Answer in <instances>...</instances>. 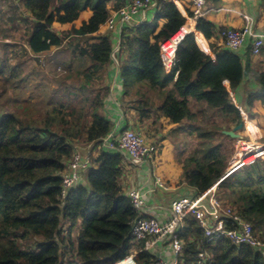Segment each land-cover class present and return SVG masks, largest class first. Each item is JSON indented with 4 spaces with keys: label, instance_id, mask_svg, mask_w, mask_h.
Wrapping results in <instances>:
<instances>
[{
    "label": "trees",
    "instance_id": "trees-1",
    "mask_svg": "<svg viewBox=\"0 0 264 264\" xmlns=\"http://www.w3.org/2000/svg\"><path fill=\"white\" fill-rule=\"evenodd\" d=\"M15 1L23 3L33 22L23 57H30L28 53L49 55L66 41L70 46L69 39L74 36L86 38V47L74 48L91 62V70L112 64L109 37L94 35L111 12L130 0ZM217 2L206 0L211 6ZM85 11L92 15L78 29L72 27L59 35L51 30L54 25L73 24ZM186 14L192 16L189 7ZM185 22L172 2L161 1L150 23L122 30L116 60L125 95L136 85L157 93L160 102L156 110L171 124L195 125L191 102L202 104L225 125L241 124L230 93H235L248 76L250 59L213 45L216 29L212 23L197 19L196 39L193 33L187 34L176 49L174 66L165 70L160 46ZM91 40L95 42L89 44ZM205 40L212 57L200 50L207 52ZM10 77L18 78L12 73ZM251 80L254 90L243 94L240 102L249 119L264 114V71L252 72ZM80 103L62 100L52 107L40 104L44 117L26 106L18 107L17 102L9 103V112L0 109V264H118L130 256L134 264L157 262L158 258L144 249V241L135 242L131 236L132 223L144 216L132 207L120 185L124 159L100 146L109 134L118 137L127 128L115 129L98 112L104 108L101 101L90 103L92 113L86 123L85 115L73 108ZM20 109L25 117H19ZM61 110H67L70 119ZM146 112L142 111L143 118L148 117ZM230 127L218 129L228 142L232 139L221 131ZM193 128L190 134L196 135L197 144L184 160L182 175V183L194 191L192 198L221 179L228 161L220 146L212 143L213 132ZM79 140L91 151L97 149L98 155L85 172L86 184L76 183L62 196V175ZM216 193L264 243V160L257 159L230 173L218 182ZM79 224L75 245L71 234ZM232 224L225 219L227 229L234 228ZM177 237L182 251L176 264H264V247L234 245L222 235L207 236L191 216L184 217ZM166 240L170 245V239ZM27 241H33V246L22 247Z\"/></svg>",
    "mask_w": 264,
    "mask_h": 264
},
{
    "label": "crops",
    "instance_id": "crops-1",
    "mask_svg": "<svg viewBox=\"0 0 264 264\" xmlns=\"http://www.w3.org/2000/svg\"><path fill=\"white\" fill-rule=\"evenodd\" d=\"M178 4H174L178 11L181 13V15L186 19L185 25L183 27L184 32L193 33L196 39V35L198 34L195 31V23L196 21H193L190 19V17L186 14V8L189 7L190 10V4L182 0L181 2H178ZM111 6V4H110ZM208 8L214 9L213 11L207 12V14L203 17L208 22L212 23L215 27V37L213 38V45L216 47H222L220 39L218 38V31L222 29H238L243 26V19L242 15H248L253 19V30L254 32L258 34H264V2L263 0H218L215 6L207 5ZM92 13L90 11H85L80 14L79 19L75 21L71 25H54L51 27V30L56 34H61L63 32H69L71 28L78 29L82 23L87 22L88 19L91 17ZM156 15V11L153 8H149L144 13L138 15L135 20H138V22H147L150 23L153 18ZM192 22V23H191ZM33 22L30 17V14L26 9L24 8V5L20 1L15 0H0V50L3 52H6L5 54V63L9 64V51H15L23 49L22 51L28 50L27 46V36L29 32L31 31ZM219 29V30H218ZM121 33L118 28H116L113 31H107L105 30L104 25H102L98 32L94 35L95 37H104L108 36L112 46H113V52L111 54V59H115V51L119 49V44L121 40ZM200 34V33H199ZM75 40L74 47L79 46L82 47V43L78 41V39L74 36H71ZM77 41V42H76ZM206 41V40H205ZM95 41L91 40L89 41V44L94 43ZM68 41L63 46H69L67 45ZM207 44V52L200 48L201 51H203L205 54L212 57V54L210 53L208 42ZM12 45V50L9 49V46ZM87 44H84L82 48L86 47ZM61 49V48H60ZM75 49V48H74ZM58 49H55L51 51L50 56L53 55L55 51ZM118 51V50H117ZM242 57L248 56L250 59L249 63V74L245 78L242 85L235 91V93H230L231 99L233 101V104L235 107H237L240 111L241 118H244V125H245V134H246V140L245 141H255L258 143H264L263 142V136H264V114L262 115H256L253 117V119H249L248 115L242 110L240 107V102L242 100L243 94H246V92L254 90V83L251 80L252 72L255 71H264V48L261 51V54L259 56H253L251 55L250 51V39L246 40L244 46L241 48L240 51H238ZM30 56V55H29ZM117 56V55H116ZM31 57V56H30ZM43 57V56H36ZM88 61V60H87ZM90 62V61H89ZM42 63V60H40V64ZM91 66V64H90ZM102 71L104 72L103 77V87L106 89L107 94L109 98L106 99L107 105L104 104V110L105 113L104 116L111 121L115 125V129L117 127L119 128H126L131 129L134 131L141 132L139 127L146 123L148 119H138L137 113L135 109H131L129 111H126L125 109V93L124 89L122 87L120 78H119V67L118 63L115 62L112 63L110 66L103 67L99 69L97 72ZM93 72L92 70L90 71ZM96 73V72H95ZM146 89V87H143ZM139 85H136L133 87L130 92L127 94H141L142 91ZM145 89L144 93L147 92ZM141 91V93H140ZM148 93V92H147ZM159 96H157V104L154 103L156 106H158L160 99H158ZM134 103L136 100H132ZM192 106V112L196 119L198 118V114L203 113L205 107L200 103L191 102ZM160 119L163 121L164 129H162V133L159 134L161 137L160 141V148L157 149L156 144H153V148L155 149L153 153V158L147 163H144L139 166H133L131 165L126 159H124L122 164V175L120 179V185L122 187V190L124 192V195H128V193L132 190H140L143 194V201H144V207L139 210L141 215L144 217H150L154 218L158 221L159 224L164 225L166 224L170 218V206L171 203L174 200H177L181 197H189L192 198L194 191L193 189H190L186 187L184 183H182V167L177 166L174 157V151L173 148L178 149V152L180 150V154L182 151V148L179 146H175V142L178 140L175 134V129L178 128V130H182L183 136H185V129L186 126H191V123L183 122L181 124H171L169 123L165 118H163L160 113L156 112ZM137 114V115H136ZM196 125V123L194 122ZM195 125H193L195 127ZM149 130V129H148ZM164 130H168L172 134V138L166 140L164 136ZM150 137L147 136L145 138L146 142L148 144H151L149 142L155 141L154 135H157L156 132H158L157 128L153 126L150 128ZM249 131L253 134H250ZM174 132V133H173ZM222 132V131H221ZM263 133V135H262ZM189 138L192 136L194 138L193 141H197L195 134H190L187 132ZM157 137V136H156ZM242 137V136H241ZM242 140V139H241ZM234 140L232 139L231 142ZM236 141V140H235ZM239 141V140H237ZM158 143V141L156 142ZM189 143V139H188ZM187 146V144H186ZM89 146H85L82 148L77 147L76 150L86 151V149ZM170 147V148H169ZM90 148V147H89ZM171 149V150H170ZM194 149V147H193ZM192 149V150H193ZM91 151V148H90ZM94 152V153H93ZM91 153L92 156H97L98 151L97 149L93 150ZM96 153V154H95ZM157 154V155H156ZM169 155V157H168ZM236 157V151L235 153L229 158L228 160L233 163L234 158ZM228 164L226 166H231L232 163ZM177 168V169H176ZM237 169L234 167H229V171L234 172ZM86 172V171H85ZM85 172H82L80 174V178L77 183H80V185L84 186L86 184L84 174ZM225 178V177H224ZM164 180V186L162 185L161 180ZM161 182V186H159L156 181ZM218 183H215L212 187L214 188V195L217 196L216 190H217ZM196 197H204V201L207 204L208 198L210 197V191L207 190L206 192L197 195ZM194 197V198H196ZM218 197V196H217ZM219 198V197H218ZM167 238H162L160 240H155L154 244L150 247V252L155 255L158 259L164 260L166 262H170L174 259L170 245L168 244Z\"/></svg>",
    "mask_w": 264,
    "mask_h": 264
},
{
    "label": "built area",
    "instance_id": "built-area-1",
    "mask_svg": "<svg viewBox=\"0 0 264 264\" xmlns=\"http://www.w3.org/2000/svg\"><path fill=\"white\" fill-rule=\"evenodd\" d=\"M161 1L178 4L177 1L181 2L182 0H130L118 11L110 13L104 24L105 30L113 31L118 28L122 31L123 29L147 24V22H138L135 18L149 8H153L156 11L158 2ZM185 1L190 4V11L192 13L190 19L193 21L203 18L207 12L214 10L208 8L206 0ZM242 19L243 26L241 28H227L218 31L217 34L221 45L227 51L235 53L241 50L247 39H250L251 55L259 56L264 48V34L254 32L253 19L250 16L243 14ZM183 27L160 46L162 64L166 71L171 70L174 66L176 49L183 38L189 33L184 32ZM238 142L242 146L235 157L234 163L230 167L238 169L242 165H249L257 159L264 158V143L251 140ZM100 146L102 149L120 154L123 159H126L133 166H139L152 160L155 151L153 146L146 142L141 132L130 129L123 131L118 137L113 133L109 134ZM247 156H252L254 160L245 163L244 159ZM91 158L92 154L89 147L86 151L75 149L62 175V196L78 182L80 174L88 170ZM237 162L239 164L234 166ZM156 183L163 187L159 180ZM208 190L210 191V197L207 204L204 201V197H181L174 200L170 206L171 218L164 225L159 224L157 220L150 217H141L132 223V239L135 242L144 241L145 250H149L155 240L162 238L170 239V248L174 259L170 262L157 259L155 264H176L177 257L182 251L181 242L177 237V230L182 228L183 219L186 216L193 217L207 236L222 235L234 245H248L257 249L264 247V243L254 236L251 225L233 211L231 206L215 196L213 187ZM127 197L135 210H141L144 207L143 194L140 190L130 191ZM225 219L230 220L235 227L227 229ZM200 257L203 258L202 255ZM126 260L118 264H123ZM128 261V264H134L132 258ZM194 264L201 263L198 261Z\"/></svg>",
    "mask_w": 264,
    "mask_h": 264
},
{
    "label": "rangeland",
    "instance_id": "rangeland-1",
    "mask_svg": "<svg viewBox=\"0 0 264 264\" xmlns=\"http://www.w3.org/2000/svg\"><path fill=\"white\" fill-rule=\"evenodd\" d=\"M75 40L73 37H70L69 42L70 46H63L61 49H58L53 55L50 56L46 55L43 57H38V59L35 61L32 58H37L35 55H31L28 53L31 57H23L25 56L23 54V49L15 50V51H9V64L5 63V54L6 52H3L0 50V109L5 112H9V103H15L17 102V106L21 107L26 106L29 108L31 113H34L35 115L39 114V116L44 117V109L40 108V104L45 105L49 104V107H52L56 103H59L62 100H66V102L70 101H76L81 102L80 104H77L75 107H73L77 113H81L85 115V122H90V115L92 113V110L90 109L91 104H97L98 102H102V104L107 105L106 99L109 98L107 94L106 89L103 87V77L104 72L99 71H91V62L84 60V57H80L78 54V50L74 49V43ZM86 38L78 39L79 43H82V47L85 44ZM77 42V41H76ZM81 47V48H82ZM12 48V45L9 46V49ZM12 50V49H11ZM118 50V49H117ZM115 51V59H111L112 63L115 64L117 62L116 55L118 51ZM113 52V50H112ZM5 53V54H4ZM23 55V56H22ZM40 60H42V63L40 64ZM118 63V62H117ZM92 65V64H91ZM11 68H13V72L10 71ZM96 72V73H95ZM16 75L18 78L11 79L10 74ZM145 89V88H143ZM141 89V94H127L125 97L124 102L125 103V110L127 111L129 108V111L131 109H135L138 119H148V121L144 124H142L139 129L141 131V134L143 137L147 138L152 136L150 135V128L155 126L158 130L157 135H154L155 141L149 142L151 145L156 144L157 149L160 148V141L161 137L159 134L162 133V129H164L163 121L158 116L157 112V106L154 104L157 101V93H154L150 89L146 88L145 90L148 92L144 93V90ZM96 99V102H95ZM132 100H136L134 103H132ZM9 101V102H8ZM157 104V102H156ZM95 107H97L95 105ZM144 109L147 110L145 113L148 115V117L143 118L142 117V111ZM19 112L18 115L21 117L23 115L22 109ZM139 110V111H138ZM61 112H64L65 117L67 119H70V115L67 112V110H61ZM98 112L101 115L106 114L104 108H101L98 110ZM62 116V117H63ZM199 119H196V125L198 126V129H202L203 131H210L213 132L214 139L213 144H217L220 146L221 151L223 154L230 158L236 151V155L239 153L240 148L242 146L241 143H239L237 140L233 142H228L226 139H223L219 132V128H228L231 125H225V123L221 122V118L217 115L215 116L213 112H211L209 109H204L203 113L197 115ZM25 117V116H22ZM42 119V118H41ZM244 118H242V124L243 128L237 133L239 134L242 140L239 141H245L246 140V130H245V123ZM128 128V127H126ZM234 127H230L228 130H232ZM149 129V130H148ZM131 130V129H130ZM195 129L193 126H186L185 129V136H183L182 130L175 129V134L178 140L175 142V146H179L182 148L181 154L178 152V149L173 148L174 151V157L176 165L182 167V175H183V165L184 160L190 156L192 153L193 147H196L197 141H193L194 138L190 136L187 138L188 134L187 132L191 133ZM174 133V132H173ZM250 134H253L249 131ZM172 133L168 130H164V136L165 139H171ZM263 135V133H262ZM157 136V137H156ZM264 137V136H263ZM148 139V138H147ZM189 139V143H188ZM158 141V143H156ZM264 142V138H263ZM187 144V146H186ZM76 148H82L85 147V144L83 140H79L75 143ZM170 148V147H169ZM159 150V149H158ZM171 150V149H170ZM93 150L91 151V153ZM94 153V152H93ZM96 154V153H95ZM157 155V154H156ZM96 156H92L91 161ZM169 157V155H168ZM240 158V157H238ZM254 160L252 156L245 157L244 161L249 162ZM264 160V158L262 159ZM235 161V158L233 160V163ZM228 160V164H229ZM232 163V162H230ZM230 166H226V170L221 177L220 180H222L224 177L228 176L231 171L227 172L229 170ZM177 169V168H176ZM85 177V174H84ZM217 181L216 183L220 182ZM162 185L164 184V180H161ZM164 186V185H163ZM81 230V225L79 224L72 232L71 239L75 242L76 245V239L78 238V235ZM33 246V241H27L24 242L23 246L24 248ZM132 258V256L128 257V259ZM128 263L129 261L126 260Z\"/></svg>",
    "mask_w": 264,
    "mask_h": 264
},
{
    "label": "water",
    "instance_id": "water-1",
    "mask_svg": "<svg viewBox=\"0 0 264 264\" xmlns=\"http://www.w3.org/2000/svg\"><path fill=\"white\" fill-rule=\"evenodd\" d=\"M243 128V124H239L237 126H235L232 130L230 131H222L221 133L227 137H229L230 139L233 140H240L241 136L239 134H237L241 129Z\"/></svg>",
    "mask_w": 264,
    "mask_h": 264
},
{
    "label": "clouds",
    "instance_id": "clouds-1",
    "mask_svg": "<svg viewBox=\"0 0 264 264\" xmlns=\"http://www.w3.org/2000/svg\"><path fill=\"white\" fill-rule=\"evenodd\" d=\"M189 34V33H188ZM241 140V139H240Z\"/></svg>",
    "mask_w": 264,
    "mask_h": 264
},
{
    "label": "bare ground",
    "instance_id": "bare-ground-1",
    "mask_svg": "<svg viewBox=\"0 0 264 264\" xmlns=\"http://www.w3.org/2000/svg\"><path fill=\"white\" fill-rule=\"evenodd\" d=\"M192 23V22H191Z\"/></svg>",
    "mask_w": 264,
    "mask_h": 264
}]
</instances>
